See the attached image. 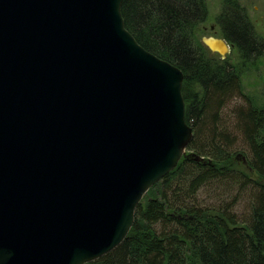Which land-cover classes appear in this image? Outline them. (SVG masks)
Wrapping results in <instances>:
<instances>
[{
  "label": "water",
  "instance_id": "water-1",
  "mask_svg": "<svg viewBox=\"0 0 264 264\" xmlns=\"http://www.w3.org/2000/svg\"><path fill=\"white\" fill-rule=\"evenodd\" d=\"M121 3L0 0V264L109 252L188 156L183 73L135 40ZM201 41L231 50L221 36Z\"/></svg>",
  "mask_w": 264,
  "mask_h": 264
},
{
  "label": "trees",
  "instance_id": "trees-1",
  "mask_svg": "<svg viewBox=\"0 0 264 264\" xmlns=\"http://www.w3.org/2000/svg\"><path fill=\"white\" fill-rule=\"evenodd\" d=\"M121 15L142 47L182 71L193 136L188 156L148 189L127 235L98 264H264V104L243 93L237 63L212 57L195 38L207 17L206 1L123 0ZM217 24L240 61L264 55V36L234 0H225ZM235 96L245 102L233 110V127L248 147L251 172L235 159L233 140L220 124V111ZM215 181L253 189L246 219L225 206L194 204L198 189Z\"/></svg>",
  "mask_w": 264,
  "mask_h": 264
},
{
  "label": "rangeland",
  "instance_id": "rangeland-1",
  "mask_svg": "<svg viewBox=\"0 0 264 264\" xmlns=\"http://www.w3.org/2000/svg\"><path fill=\"white\" fill-rule=\"evenodd\" d=\"M205 1L207 5V17L194 35L199 44L202 45H204L201 41L202 36H219L220 30L217 24V16L221 12L225 2V0ZM234 1L244 8L246 16L255 30L264 36V0ZM210 54L216 59H226L230 63H237L238 69L241 71L243 93L252 96L259 104H264V55H256L254 58L242 62L238 59V53L234 47H231V50L224 58L218 53L210 52ZM244 105V99L235 96L222 109V111H220L219 117L221 121L220 124L225 125L226 127L222 128V130L226 129L225 132L228 134V140H233L231 149L240 154V156L235 159L242 163V168L245 171L251 172L246 160L249 156L248 147L245 142L240 139V135L233 127V123L235 122L233 110ZM186 152H188L187 149ZM253 177H255V175ZM252 194L253 189H251L250 186L241 187L240 184H234L231 183V181H215L200 187L196 195L193 197V202L195 205L208 204L228 207L234 213L236 218L240 220L246 219L249 213Z\"/></svg>",
  "mask_w": 264,
  "mask_h": 264
},
{
  "label": "flooded vegetation",
  "instance_id": "flooded-vegetation-1",
  "mask_svg": "<svg viewBox=\"0 0 264 264\" xmlns=\"http://www.w3.org/2000/svg\"><path fill=\"white\" fill-rule=\"evenodd\" d=\"M104 256L105 255H102V256H100V257H98V258H95V259H93V260H90V261H87V262H85V263H83V264H98V260H101V259H104ZM103 262V263H102ZM100 264H106L105 263V261H102Z\"/></svg>",
  "mask_w": 264,
  "mask_h": 264
},
{
  "label": "bare ground",
  "instance_id": "bare-ground-1",
  "mask_svg": "<svg viewBox=\"0 0 264 264\" xmlns=\"http://www.w3.org/2000/svg\"><path fill=\"white\" fill-rule=\"evenodd\" d=\"M123 1V0H122ZM122 4V3H121ZM120 10H121V7H120ZM114 249V248H113ZM111 251V250H110ZM108 253V252H107ZM106 254V253H105ZM105 254H103V255H105ZM100 257V256H99ZM98 258V257H97Z\"/></svg>",
  "mask_w": 264,
  "mask_h": 264
}]
</instances>
